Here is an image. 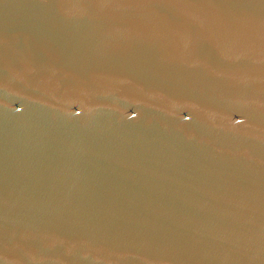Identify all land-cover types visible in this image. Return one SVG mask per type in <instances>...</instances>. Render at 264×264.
Listing matches in <instances>:
<instances>
[{"label": "water", "instance_id": "1", "mask_svg": "<svg viewBox=\"0 0 264 264\" xmlns=\"http://www.w3.org/2000/svg\"><path fill=\"white\" fill-rule=\"evenodd\" d=\"M0 264H264V0H0Z\"/></svg>", "mask_w": 264, "mask_h": 264}]
</instances>
